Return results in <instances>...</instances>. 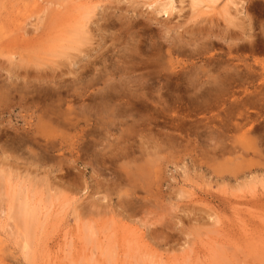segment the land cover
<instances>
[{
  "label": "rangeland",
  "instance_id": "374dc122",
  "mask_svg": "<svg viewBox=\"0 0 264 264\" xmlns=\"http://www.w3.org/2000/svg\"><path fill=\"white\" fill-rule=\"evenodd\" d=\"M167 2L0 0V264H264V0Z\"/></svg>",
  "mask_w": 264,
  "mask_h": 264
},
{
  "label": "bare ground",
  "instance_id": "6f19581e",
  "mask_svg": "<svg viewBox=\"0 0 264 264\" xmlns=\"http://www.w3.org/2000/svg\"><path fill=\"white\" fill-rule=\"evenodd\" d=\"M71 1V0H70ZM74 1V0H73ZM118 1V0H117ZM121 1H123V0H121ZM206 1V0H205ZM216 1V0H215ZM59 2V1H58ZM90 2V1H89ZM92 2V1H91ZM153 2V1H152ZM210 2V1H209ZM213 2V1H212ZM211 2V3H212ZM154 3V2H153ZM200 3V2H199ZM231 3V2H230ZM55 4V3H54ZM59 4V3H58ZM60 4H61V2H60ZM60 4H59V6H60ZM81 4V3H80ZM156 4V3H155ZM172 4V2H171V0H169V2H167L165 5L163 4L162 6L163 7H161L159 10H158V8H159V6H158V8H156L158 11V13H162L163 15H166V16H168V14L172 11V9H174V8H172V6L174 5H171ZM192 4V3H191ZM202 4V3H201ZM62 5V4H61ZM79 5V4H78ZM91 5V4H90ZM96 5V4H95ZM151 5H152V3H151ZM82 6H83V4H82ZM86 6V5H85ZM157 6V5H156ZM197 6V5H196ZM52 7H54V6H52ZM61 7V6H60ZM96 7V6H95ZM149 7V6H148ZM152 7V6H151ZM174 7V6H173ZM77 8V7H76ZM88 8V7H87ZM89 8H91V7H89ZM93 8H94V6H93ZM78 9V8H77ZM204 9V8H203ZM50 10V9H49ZM51 10H53V9H51ZM75 10V9H74ZM94 10V9H93ZM58 11V10H57ZM196 11V10H195ZM243 11V10H242ZM55 13H56V11H54ZM54 12H51V13H54ZM89 13H90V11H89ZM89 13H87V14H89ZM157 13V14H158ZM71 14V13H70ZM77 14V13H76ZM78 14H80V12L78 13ZM87 14L85 13L84 15L85 16H87ZM95 14V13H94ZM72 15V14H71ZM84 15H82V16H84ZM194 15V14H193ZM245 15V14H244ZM45 16V15H44ZM77 16V15H76ZM81 16V15H80ZM81 16V17H82ZM78 17V16H77ZM89 17V16H88ZM88 17H85V18H88ZM80 18V17H79ZM85 18L83 19V20H85ZM80 19H82V18H80ZM89 19H90V17H89ZM235 19V18H234ZM87 20V19H86ZM229 20V19H228ZM80 21V20H79ZM75 22V21H74ZM85 22V21H84ZM83 22V23H84ZM229 22V21H228ZM231 22V21H230ZM229 22V23H230ZM233 22H235V21H233ZM72 23V22H71ZM80 23V22H79ZM82 23V22H81ZM90 23V22H89ZM89 23H88V26H86V27H82V28H87V27H90L89 26ZM78 24V23H77ZM81 25V24H80ZM87 25V24H86ZM250 25V24H249ZM36 26V25H35ZM77 26H79V25H77ZM40 27V26H39ZM263 27V26H262ZM23 28H24V26H23ZM78 28V27H77ZM81 28V29H82ZM261 28V27H260ZM40 29V28H39ZM38 29V30H39ZM261 29H263V28H261ZM37 30V31H38ZM69 30V29H68ZM80 30V29H79ZM84 31V30H83ZM88 31V30H87ZM86 31V32H87ZM35 32V31H34ZM90 33V32H89ZM85 34V33H84ZM87 34V33H86ZM91 34V33H90ZM264 34V33H263ZM65 35H67V34H65ZM35 36V35H34ZM63 37V36H62ZM92 37V36H91ZM240 37V36H239ZM242 38L239 40L238 38V40L239 41H243L242 42V44H244V45H240V47H239V50L238 51H240V48H242V49H244L245 51H246V49L247 48H249L250 50H259V51H264V48H262L261 47V45L260 46H258V44L256 43V42H253V41H251V39H250V36H244V35H242L241 36ZM34 38V37H33ZM67 39V38H66ZM28 40H31L32 41V39H28ZM34 40V39H33ZM231 40V39H230ZM237 40V41H238ZM63 41H65V40H63ZM78 41V40H77ZM233 41H236V40H233ZM235 42L234 44H236V45H238V42ZM79 42V41H78ZM77 42V43H78ZM74 43V42H73ZM84 43V42H83ZM231 43H232V45H233V42L231 41ZM230 43V44H231ZM76 44V43H75ZM177 44V43H176ZM241 44V43H240ZM76 45H78V44H76ZM229 45V44H228ZM248 45V46H247ZM68 46V45H67ZM70 47V46H69ZM74 47H76V46H74ZM78 47V46H77ZM174 47V46H173ZM172 47V49L173 50H175L176 49V52H177V50L179 51V49H180V47L177 45V46H175V48H173ZM230 47H231V45H230ZM238 47V46H237ZM237 47H235V48H237ZM264 47V46H263ZM171 49V50H172ZM238 49V48H237ZM69 50V49H68ZM232 51L234 50V49H231ZM245 51H243V52H245ZM249 51V50H248ZM252 52V51H251ZM256 52V51H255ZM263 52H260V54H262ZM15 54V53H14ZM13 54V55H14ZM255 54V53H254ZM259 54V53H258ZM263 55V54H262ZM15 56V55H14ZM67 56V55H66ZM16 57V56H15ZM18 58V57H17ZM17 62H20V61H18L17 60ZM74 62V61H73ZM258 62V61H257ZM151 63H152V65H151ZM13 64V63H12ZM11 64V65H12ZM16 64V63H15ZM75 64V63H74ZM140 64L142 65V67L144 66L145 68H149V67H151V66H153V62L152 61H150V60H145V61H140ZM260 64V63H259ZM262 64V63H261ZM20 65V64H19ZM22 65V64H21ZM26 65V64H25ZM150 65V66H149ZM264 65V64H263ZM262 65V66H263ZM17 66H18V64H17ZM20 67V66H19ZM24 67V66H23ZM73 67V66H72ZM250 67V66H249ZM261 67V66H260ZM121 68V67H120ZM123 69L124 68H126V67H122ZM37 69H40V68H37ZM128 69V68H127ZM264 69V68H263ZM17 70V69H16ZM19 70V69H18ZM129 70V69H128ZM13 71H14V69H13ZM37 71V70H36ZM116 71L117 72H119L120 73V71H118L117 69H116ZM121 71H122V69H121ZM263 71V70H262ZM41 72V71H40ZM106 72V71H105ZM147 72H149V75H150V72L151 71H147ZM15 73V72H14ZM262 73V72H261ZM102 74V73H101ZM121 74V73H120ZM26 76V75H25ZM94 76V75H93ZM34 78H35V76H33ZM33 77H32V79H33ZM36 77H38V76H36ZM41 77V76H40ZM105 77V76H104ZM39 78V77H38ZM36 79V78H35ZM263 79V78H262ZM5 80V79H4ZM7 80V79H6ZM5 80V81H6ZM40 80V79H39ZM126 80V79H125ZM148 80V79H147ZM36 81H38V80H36ZM97 81H99V79L98 80H96L95 82H97ZM107 81V80H106ZM127 82H124V80H119L118 81V83H120L121 85H124V86H129V87H131V84L133 83L131 80H126ZM130 81V82H129ZM91 82H93V81H91ZM110 82V81H109ZM103 83V88H109V87H111V85L112 84H110V83ZM140 82H141V80H140ZM142 82H144V81H142ZM38 83H39V81H38ZM135 83V82H134ZM155 83V82H154ZM19 84V83H18ZM85 85L86 83L84 82V80L82 81V79H81V82H80V85ZM97 84H98V82H97ZM3 85V84H2ZM23 85H24V82H23ZM66 85V84H65ZM74 85V84H73ZM91 85V84H90ZM151 86V84L149 83V84H144V83H142V84H140L139 83V87L140 88H144V87H146V86ZM159 86L161 85V84H158ZM167 85V82H164V83H162V88L163 87H165ZM13 86V85H12ZM15 86V85H14ZM115 86V85H114ZM3 87V86H2ZM9 87V86H8ZM7 87V88H8ZM16 87V86H15ZM81 87V86H80ZM79 87V88H80ZM1 88V87H0ZM13 88V87H12ZM68 88V87H67ZM3 89V88H2ZM86 89V88H85ZM85 89H84V91H85ZM113 89V88H112ZM4 90V89H3ZM9 90V89H8ZM14 90V89H13ZM76 90V89H75ZM81 90H83V89H81ZM108 90V89H107ZM11 91V90H10ZM16 91H17V93L19 94V96L18 95H16V96H18V102L19 103H21L22 101H24L25 100V95H26V93H27V91L28 90H25V87L24 86H22V87H16ZM42 91V90H41ZM47 91V90H46ZM53 91H55V90H53ZM4 92V91H3ZM14 92V91H13ZM36 92V91H35ZM49 92V91H48ZM77 92V91H76ZM101 92V91H100ZM5 93V92H4ZM7 93V92H6ZM5 93V95H7ZM39 93V92H38ZM42 93V92H41ZM50 93V92H49ZM102 93V92H101ZM13 94V93H12ZM34 94V93H33ZM22 95H24V96H22ZM32 95V94H31ZM31 95H29V96H31ZM53 95V94H52ZM71 95V94H70ZM99 95V94H98ZM3 96V95H2ZM8 96V95H7ZM96 96V95H95ZM104 96V95H103ZM60 97V96H59ZM83 97V96H82ZM105 97V96H104ZM33 101H35V103H38V102H40V96H38V94H36L35 96H33ZM100 98V97H99ZM63 99H64V97H63ZM62 99V100H63ZM79 99V98H78ZM95 99V98H94ZM98 99V98H97ZM72 100V99H71ZM80 100V99H79ZM83 100V99H82ZM93 100V99H92ZM69 101V100H68ZM97 101V100H96ZM17 102V103H18ZM104 102V101H103ZM18 103V104H19ZM23 103H25V102H23ZM97 103H99V102H97ZM113 103V102H112ZM34 104V103H33ZM110 104V103H109ZM21 105V104H20ZM81 105H83V102H82V104ZM111 105V104H110ZM128 106H126V107H122L121 105L120 106H116L115 105V108L114 109H111L110 107H109V109H107V110H105L104 112L101 110L102 108H100V106L98 107L97 106V108L96 109H100L99 111H97L98 112V115H99V117H102L101 118V121H100V130L102 131H107V130H109L110 132L113 130H115V131H117V126H123V125H125L126 126V128H124V129H127L126 130V132H128L130 129H131V127L134 125V123L135 122H137V119H135V117H136V114L134 113V110L132 109V107H130L129 106V104H127ZM16 106H18L17 104H16ZM22 106V105H21ZM37 107V106H36ZM40 107V106H39ZM83 107V106H82ZM87 107V106H86ZM105 107V106H104ZM94 111V108L92 109V112ZM43 112V111H42ZM96 112V113H97ZM61 113V112H60ZM82 113V112H81ZM95 113V114H96ZM50 114V113H49ZM89 114V113H88ZM94 114V113H93ZM104 114V115H103ZM47 115V114H46ZM50 116V115H49ZM49 116H48V118H49ZM94 116V115H93ZM52 119L54 118H57L58 117V115H56V114H53L52 116ZM84 117H86L85 115H84ZM137 117H139V114L137 113ZM94 118H96V116L94 117ZM129 118H131V120L129 121L130 122V124H128L129 122H128V119ZM66 119V118H65ZM115 120H116V122H115ZM136 120V121H135ZM53 121V120H52ZM64 121V120H63ZM139 121H140V118H139ZM138 121V122H139ZM99 122V121H98ZM97 122V123H98ZM137 122V123H138ZM60 123V122H59ZM136 123V124H137ZM36 124H38V123H36ZM39 125V127H40V123L38 124ZM138 125V124H137ZM39 127H35L36 128V133H37V135L39 136V135H41V128H39ZM97 129V128H96ZM134 129V128H133ZM133 129H132V131H133ZM95 131V130H94ZM125 131V130H124ZM124 131H122V129L121 130H119L118 129V132H123L124 133ZM131 131V130H130ZM43 132V131H42ZM44 132H45V130H44ZM98 132H100V131H98ZM122 133V134H123ZM129 133V132H128ZM131 133H133V132H131ZM100 134V133H99ZM125 134V133H124ZM134 134V133H133ZM136 134V133H135ZM32 137H33V135H32ZM99 138H101V137H99ZM98 138V139H99ZM22 139H24V138H22ZM27 139V138H26ZM36 140V139H35ZM99 142H100V140H99ZM12 144H13V142H12ZM17 144V143H16ZM15 145V144H14ZM95 145V144H94ZM99 145V144H98ZM22 148V147H21ZM48 148V147H47ZM92 148V147H91ZM18 149V148H17ZM35 149V148H34ZM6 169V168H5ZM10 174V173H9ZM8 175V174H7ZM3 176H4V172H2V175H1V177L3 178ZM6 176V175H5ZM12 177V176H11ZM20 179V178H19ZM10 180V179H9ZM22 183V182H21ZM27 184V183H26ZM18 188V187H17ZM23 189L21 188V189H19L18 191H17V193H16V195H15V201H16V203H17V206L15 207V210H16V216H17V218H18V220L19 221H22L23 219H25L26 221H24L25 222V224H27L28 222H27V220L29 219V218H26V213L28 212V211H26L25 210V202L22 200V195H23ZM12 198V197H11ZM16 205V204H15ZM27 209V208H26ZM3 215V214H2ZM15 215V214H14ZM33 215L32 214H30L29 215V213H28V217H32ZM34 217V216H33ZM12 220V219H11ZM28 221H30V219L28 220ZM28 225H26V227H27ZM29 227V226H28ZM26 229V228H25Z\"/></svg>",
  "mask_w": 264,
  "mask_h": 264
}]
</instances>
